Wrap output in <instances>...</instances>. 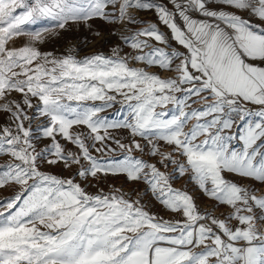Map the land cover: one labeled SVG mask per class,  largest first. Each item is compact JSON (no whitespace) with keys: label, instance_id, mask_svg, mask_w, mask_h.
Instances as JSON below:
<instances>
[{"label":"snow or ice","instance_id":"obj_1","mask_svg":"<svg viewBox=\"0 0 264 264\" xmlns=\"http://www.w3.org/2000/svg\"><path fill=\"white\" fill-rule=\"evenodd\" d=\"M0 193V264H264V0H0Z\"/></svg>","mask_w":264,"mask_h":264},{"label":"rangeland","instance_id":"obj_2","mask_svg":"<svg viewBox=\"0 0 264 264\" xmlns=\"http://www.w3.org/2000/svg\"><path fill=\"white\" fill-rule=\"evenodd\" d=\"M44 50H53V49H60L62 50V46L59 43H46L42 46ZM53 171H57V169H54ZM6 195V193H0V196Z\"/></svg>","mask_w":264,"mask_h":264}]
</instances>
